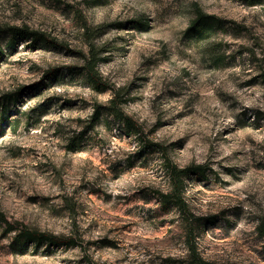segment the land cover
Returning a JSON list of instances; mask_svg holds the SVG:
<instances>
[{"label":"rangeland","instance_id":"rangeland-1","mask_svg":"<svg viewBox=\"0 0 264 264\" xmlns=\"http://www.w3.org/2000/svg\"><path fill=\"white\" fill-rule=\"evenodd\" d=\"M200 14L223 24L192 33ZM7 26L68 49L0 36V210L75 243L22 249L2 225L0 264H193V227L207 261L264 264V0H0ZM89 43L102 91L83 71ZM116 95L174 164L204 168L184 177L189 219L162 207L169 172L110 113Z\"/></svg>","mask_w":264,"mask_h":264},{"label":"trees","instance_id":"trees-1","mask_svg":"<svg viewBox=\"0 0 264 264\" xmlns=\"http://www.w3.org/2000/svg\"><path fill=\"white\" fill-rule=\"evenodd\" d=\"M79 17V15H78ZM81 19V18H80ZM223 24L222 19L214 15H198L197 19L192 23L190 27V32L211 36L218 27H221ZM82 27L85 30V35L87 37L94 36L95 33L98 32V29H94L88 26V24H84L82 22ZM7 31L11 34V38L8 42L9 47H13L18 44L19 40L23 41H31L34 44L38 43H47L52 46H60L61 49H68L67 46L60 44L57 39L50 38V36L44 32L32 30L27 26H7L5 28H0V36L2 33ZM252 56H256L255 50H250ZM0 53H3L0 48ZM85 65L83 71L86 75V79L88 83L93 87V89L102 91L103 89L108 88L107 84L103 81L100 73L96 69V54H95V45L93 43H89V54H82ZM226 53L216 54L213 58L215 63L220 64L223 59H225ZM57 73L53 72L50 74V77L53 78ZM23 90H19L16 92H12L9 94L4 101L5 104L11 102L17 103L18 99L21 97ZM121 102V101H120ZM119 97L116 95L114 99L110 101L109 111L114 115L115 120H119L123 123L127 134L135 136L139 140V144L142 150L148 152H159L162 155L164 160L163 164L166 170L169 172L170 183H171V192L167 194H161V204L162 207L168 208L170 206L176 207L184 216L188 219L191 217L189 206L186 200L183 197V190L185 185L184 177L189 174H196L197 176H202L206 178L205 170L202 167H188V168H180L170 159L168 156V150L162 147L160 144L149 140L142 129V127L130 116H128L123 109L120 107ZM101 110L98 108L94 114V117L99 116ZM83 135V134H82ZM79 144V140L77 138H73L68 148H75ZM4 225V233L9 234L12 232H16V236L14 241L18 246L23 249V246H27L28 243H36V245H40L41 243L48 242L53 245L66 244L71 245L74 240H69L68 242L59 241L56 237L37 231L30 230L28 228H23L21 230H17L16 226L9 222L7 216L4 212L0 210V226ZM193 227L189 232V236L187 239L188 250H189V258L193 264H216L213 262H209L204 259L198 251V248L194 241V230Z\"/></svg>","mask_w":264,"mask_h":264},{"label":"clouds","instance_id":"clouds-1","mask_svg":"<svg viewBox=\"0 0 264 264\" xmlns=\"http://www.w3.org/2000/svg\"><path fill=\"white\" fill-rule=\"evenodd\" d=\"M227 178H228V177H225V179H227ZM203 226H204V227H208V226H209V222H208V221H204V222H203Z\"/></svg>","mask_w":264,"mask_h":264}]
</instances>
